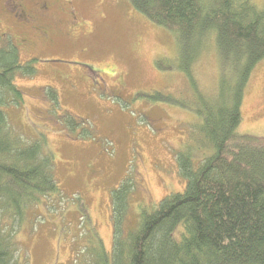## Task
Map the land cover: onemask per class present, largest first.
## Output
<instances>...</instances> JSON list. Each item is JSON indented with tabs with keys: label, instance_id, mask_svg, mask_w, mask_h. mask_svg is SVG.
Returning <instances> with one entry per match:
<instances>
[{
	"label": "trees",
	"instance_id": "16d2710c",
	"mask_svg": "<svg viewBox=\"0 0 264 264\" xmlns=\"http://www.w3.org/2000/svg\"><path fill=\"white\" fill-rule=\"evenodd\" d=\"M129 1L176 37L179 67L189 81L183 100L189 102L153 92L156 99L194 114L175 153L185 187L149 209L140 207L132 227L126 218L133 180L128 177L112 188L111 251L78 196L82 227L87 226L84 243L70 262L60 264H264V137L237 130L246 85L264 59V5L251 0ZM209 49L215 52L217 74L206 89L194 67ZM35 61H20L9 37L0 44V264H28L17 236L22 224L41 204L47 207L48 200L63 197L44 135L26 136L10 124L6 112L21 105L24 92L16 76L33 75ZM44 91L57 107V90L45 86ZM60 117L66 133L78 123L69 114Z\"/></svg>",
	"mask_w": 264,
	"mask_h": 264
},
{
	"label": "rangeland",
	"instance_id": "374dc122",
	"mask_svg": "<svg viewBox=\"0 0 264 264\" xmlns=\"http://www.w3.org/2000/svg\"><path fill=\"white\" fill-rule=\"evenodd\" d=\"M19 1L26 11L38 14L32 0ZM251 1L264 5V0ZM73 5L81 26L70 29L66 16L49 19L48 31L54 33L57 45L48 49L29 48L36 42L18 34L28 21L8 6L2 8L0 18V44L8 34L20 61L36 59L33 75L16 76L24 95L20 106L6 108L10 124L30 138L44 135L54 153L63 193L62 201L48 200L47 207L36 208L18 232L28 264L68 263L76 256L84 243L83 228L87 229L85 224L82 227L78 196L111 251L112 188L128 177L133 180L126 218V225L132 227L140 207L149 209L164 195L185 187L175 153L187 138L194 114L174 102L156 99L153 92L171 93L179 103L189 102L183 100L189 81L179 67L173 32L144 17L129 0H74ZM7 16L17 24L6 21ZM33 33L38 37L36 28ZM216 65L213 49L202 52L194 72L203 88L209 89L215 79ZM45 86L57 90V107H52ZM241 109L237 130L264 137V59L251 74ZM64 114L78 122L67 133L60 117Z\"/></svg>",
	"mask_w": 264,
	"mask_h": 264
},
{
	"label": "flooded vegetation",
	"instance_id": "af4514ba",
	"mask_svg": "<svg viewBox=\"0 0 264 264\" xmlns=\"http://www.w3.org/2000/svg\"><path fill=\"white\" fill-rule=\"evenodd\" d=\"M74 0H42L41 2L38 0H32V3L36 6V10L34 12H38V14H31L26 11L25 6L19 0H0L2 6H0V18L4 16L2 13V8L8 6L15 13H18L22 18L28 21L27 25H21L24 27L25 31H20L18 34H26L29 35L36 43L33 44L32 47L34 50L39 49H48L50 47H54L57 45L55 43L54 33L48 31L49 27V19L51 22L59 21L60 18L69 17L67 20L69 24V28L77 30L81 26V21H79L78 11L74 9L73 5ZM59 8L65 10L66 13H63L59 10ZM53 12V15H52ZM6 21L10 22V24L14 23L11 17L7 16ZM66 22V20H63ZM33 28L37 29L38 37L33 33ZM51 28V27H50ZM5 40L9 37V35H5ZM37 45V46H36ZM44 46L41 48L40 46ZM28 48V49H29Z\"/></svg>",
	"mask_w": 264,
	"mask_h": 264
}]
</instances>
